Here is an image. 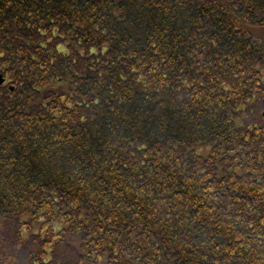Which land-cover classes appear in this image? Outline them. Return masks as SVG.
Segmentation results:
<instances>
[{
	"label": "trees",
	"instance_id": "1",
	"mask_svg": "<svg viewBox=\"0 0 264 264\" xmlns=\"http://www.w3.org/2000/svg\"><path fill=\"white\" fill-rule=\"evenodd\" d=\"M0 240L25 264H264V0H0Z\"/></svg>",
	"mask_w": 264,
	"mask_h": 264
},
{
	"label": "rangeland",
	"instance_id": "2",
	"mask_svg": "<svg viewBox=\"0 0 264 264\" xmlns=\"http://www.w3.org/2000/svg\"><path fill=\"white\" fill-rule=\"evenodd\" d=\"M264 107L262 102L259 104L251 105L250 108L244 113L243 116V123L242 125H249V126H261L264 125V118L261 116V112L263 111ZM2 244H6V242L13 243V240L4 238L0 240ZM2 245L0 244V264H25L26 260V251L28 249L24 248L16 253V255L8 254L6 250L1 248Z\"/></svg>",
	"mask_w": 264,
	"mask_h": 264
},
{
	"label": "water",
	"instance_id": "3",
	"mask_svg": "<svg viewBox=\"0 0 264 264\" xmlns=\"http://www.w3.org/2000/svg\"><path fill=\"white\" fill-rule=\"evenodd\" d=\"M3 82V77L2 75H0V84H2ZM263 104H264V99H263ZM262 116L264 117V111L262 112Z\"/></svg>",
	"mask_w": 264,
	"mask_h": 264
}]
</instances>
